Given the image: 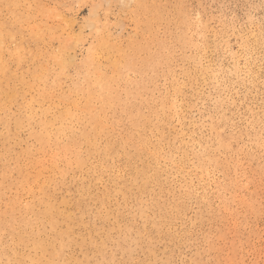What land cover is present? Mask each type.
I'll list each match as a JSON object with an SVG mask.
<instances>
[{
	"label": "rangeland",
	"instance_id": "obj_1",
	"mask_svg": "<svg viewBox=\"0 0 264 264\" xmlns=\"http://www.w3.org/2000/svg\"><path fill=\"white\" fill-rule=\"evenodd\" d=\"M0 264H264V0H0Z\"/></svg>",
	"mask_w": 264,
	"mask_h": 264
},
{
	"label": "bare ground",
	"instance_id": "obj_2",
	"mask_svg": "<svg viewBox=\"0 0 264 264\" xmlns=\"http://www.w3.org/2000/svg\"><path fill=\"white\" fill-rule=\"evenodd\" d=\"M238 58H240L239 56H237ZM248 58V57H247ZM241 59V58H240ZM239 60V59H238ZM242 60V59H241ZM229 63V62H228ZM242 63V62H241ZM250 63V62H249ZM236 64V63H235ZM237 64H238V62H237ZM239 67H240V65H239ZM238 68V67H237ZM241 68V67H240ZM234 69V68H233ZM237 71V70H236ZM240 72V71H239ZM180 104V103H179ZM98 121V120H97ZM168 212V211H167Z\"/></svg>",
	"mask_w": 264,
	"mask_h": 264
}]
</instances>
